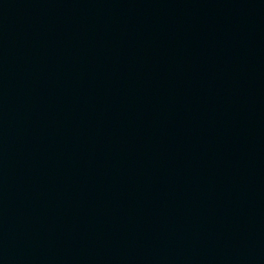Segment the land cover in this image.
Segmentation results:
<instances>
[{
  "label": "water",
  "instance_id": "water-1",
  "mask_svg": "<svg viewBox=\"0 0 264 264\" xmlns=\"http://www.w3.org/2000/svg\"><path fill=\"white\" fill-rule=\"evenodd\" d=\"M0 264H264V0H0Z\"/></svg>",
  "mask_w": 264,
  "mask_h": 264
}]
</instances>
